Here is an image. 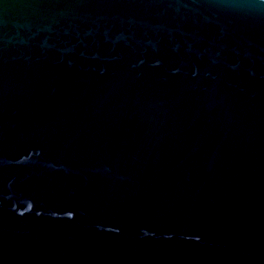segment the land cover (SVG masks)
<instances>
[{
    "label": "water",
    "instance_id": "obj_1",
    "mask_svg": "<svg viewBox=\"0 0 264 264\" xmlns=\"http://www.w3.org/2000/svg\"><path fill=\"white\" fill-rule=\"evenodd\" d=\"M0 264H264V0H0Z\"/></svg>",
    "mask_w": 264,
    "mask_h": 264
}]
</instances>
